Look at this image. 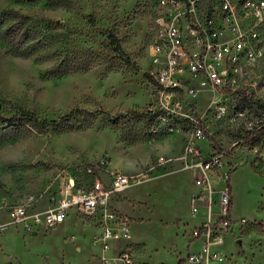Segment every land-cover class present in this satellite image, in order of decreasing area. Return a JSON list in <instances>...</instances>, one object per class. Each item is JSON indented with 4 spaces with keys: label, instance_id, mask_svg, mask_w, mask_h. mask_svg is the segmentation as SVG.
<instances>
[{
    "label": "rangeland",
    "instance_id": "obj_1",
    "mask_svg": "<svg viewBox=\"0 0 264 264\" xmlns=\"http://www.w3.org/2000/svg\"><path fill=\"white\" fill-rule=\"evenodd\" d=\"M155 14L151 0H0V117L22 109L57 123L73 113L43 129L0 123V264H100L93 221L71 210L55 229L34 223L71 180L79 189L89 184L87 169L99 180L113 172L131 178L118 208L129 221L134 264H187L197 189L182 157L194 121L205 130L204 152L209 142L231 172L222 264H264V91L251 86L264 78V59L232 88L191 98L186 88L195 83L185 75L173 103L155 98L147 78ZM16 23L35 31L34 42L42 38L25 58L2 38ZM257 35L264 45V26ZM61 62L77 70L48 75ZM16 206L25 208V223H10Z\"/></svg>",
    "mask_w": 264,
    "mask_h": 264
},
{
    "label": "built area",
    "instance_id": "obj_2",
    "mask_svg": "<svg viewBox=\"0 0 264 264\" xmlns=\"http://www.w3.org/2000/svg\"><path fill=\"white\" fill-rule=\"evenodd\" d=\"M151 1L156 14L149 77L154 83L151 95L155 98L173 103L186 83L185 75L195 83L186 88L191 98L201 90L232 88L241 72L264 59V45L257 35V28L264 26V0H245V8H237L238 0ZM251 86L264 91V78ZM223 114L221 108L216 112L218 118ZM204 139V128L194 121L182 157L184 169L191 173L197 189L190 197V214L197 222L187 242V264L223 263L225 257L220 249L232 220L230 169L223 154L209 142L204 152L200 144ZM85 173L93 178L89 184L79 189L71 180L34 223L55 229L65 222L69 211L75 210L100 229L92 239L100 250V264H134L129 221L112 205L132 187L131 178L113 172L104 182L94 177L92 169ZM8 218L11 224L25 223V208L13 207Z\"/></svg>",
    "mask_w": 264,
    "mask_h": 264
},
{
    "label": "trees",
    "instance_id": "obj_3",
    "mask_svg": "<svg viewBox=\"0 0 264 264\" xmlns=\"http://www.w3.org/2000/svg\"><path fill=\"white\" fill-rule=\"evenodd\" d=\"M28 2H33V0H26ZM36 33L34 30L29 29V27L23 28L20 23H16L9 28L5 29L2 33L3 41L8 45L11 46L10 53L14 56L25 58L29 56L30 54L28 52H35L36 48L41 49L42 48V38L38 39L36 42L35 37ZM111 42L118 47V41L114 36L110 37ZM31 42H34L31 44ZM27 46V47H24ZM39 62H42V57L37 58ZM128 66H130V62L128 60L125 61ZM77 69L71 64L67 63L66 65L61 62L58 66L55 67V69L48 73V75L52 77H61L65 75L66 73L76 71ZM149 82H153L151 77L147 76ZM73 113H69L68 115L62 117L57 123H66L68 122ZM10 122H21V124H30L33 127L38 128H46L48 126H54L55 122H39L35 115L33 113L24 111L22 109H18L15 116L10 118H2L0 117V123L6 124Z\"/></svg>",
    "mask_w": 264,
    "mask_h": 264
},
{
    "label": "crops",
    "instance_id": "obj_4",
    "mask_svg": "<svg viewBox=\"0 0 264 264\" xmlns=\"http://www.w3.org/2000/svg\"><path fill=\"white\" fill-rule=\"evenodd\" d=\"M107 180H108V177L105 179V178H103V181L104 182H107ZM120 199H122V196H119V197H117L113 202H112V205H113V207L120 213V214H122L121 212H120V210H119V202H120ZM65 223V222H64ZM63 223V224H64ZM62 224V225H63ZM61 225V226H62ZM220 264H222V263H220Z\"/></svg>",
    "mask_w": 264,
    "mask_h": 264
}]
</instances>
